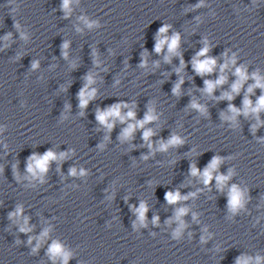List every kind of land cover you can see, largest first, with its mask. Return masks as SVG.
Here are the masks:
<instances>
[{
    "label": "clouds",
    "instance_id": "obj_1",
    "mask_svg": "<svg viewBox=\"0 0 264 264\" xmlns=\"http://www.w3.org/2000/svg\"><path fill=\"white\" fill-rule=\"evenodd\" d=\"M68 4H69V0H64L63 3V7L65 9L68 8ZM160 33H164L167 31V26L160 28ZM178 41H179V36H174L170 41H168V39L165 37L164 39H160L158 41V43L155 46V51L157 53H159L161 51V49L163 48V46L165 45V43L168 44V50L170 53H174L177 46H178ZM64 47H67V44L64 45ZM208 52V48L205 47L203 48L199 53H197V56H204L206 53ZM167 59V57H166ZM232 63H235V60L233 59L231 61ZM216 64L215 59H204L203 61L200 60H195L193 67L195 69V71L198 74H204V73H211L213 71V68ZM35 66V65H34ZM228 66V64H225L221 67V71L223 72L224 68H226ZM236 75L239 77V79L237 80V82L233 85V91L234 92H238L242 83L248 78L245 74V71L242 68H237L236 69ZM225 81V77L221 76L219 80H217L215 82V84L211 81H205L206 84V91H208L209 93L212 92L213 88L218 85V84H222ZM91 77H89V83H91ZM179 85H177V88L174 89L173 91H177ZM253 87H261L264 88V84H261L260 82V78L256 77V84L249 87L248 91L251 92ZM85 90H81L80 92V98H81V107H84L87 105L88 100L85 99ZM95 95V90H93L92 92L87 93V97L91 98ZM227 95V94H226ZM228 99H232V97L229 95ZM244 105H245V113L247 114L248 111H252V112H258L259 110H261L262 108H264V96H261L257 102V105L255 108L251 107V101L247 99V97L244 100ZM123 106H127V105H123ZM193 107H199V105L193 104ZM231 107V106H230ZM120 108L121 105L117 104L113 107H111L109 110L105 111V112H101L97 115V119L103 123L106 124L107 127L109 129H111L113 127L112 124L108 123V118L109 117H113V118H119L121 121H124L127 118H134V113L132 111H129L127 113V117L122 116L120 113ZM231 110L233 112H236V109L233 107L231 108ZM156 119L155 116H153L151 114V112H149V114H147L144 118V120L142 121H138L137 124H129L128 127L124 130L123 136L129 137L132 132L134 131L135 128L137 127H143L144 124L148 123L149 121H152ZM152 135V131L151 130H147L143 133V138L145 140H147L150 136ZM183 141L180 140L178 137L173 136L169 141L168 144L171 145H179L182 144ZM168 147V145L162 144L161 145V149H166ZM63 156V154H61ZM57 159L56 154L52 151H47L43 156H35L33 155L30 158V163L28 164V171L30 173L33 174V176L37 175V174H43L45 172H47L48 170V165L49 162L52 160ZM219 163V159L218 158H214L212 160V163L205 169V171L203 172V178H204V183L207 185L211 180H212V170L215 169L217 167ZM72 175L76 174V170L73 168L70 170ZM192 174L196 175L197 174V169L193 166L192 169ZM81 175L84 174L83 170H81ZM229 179L228 176H224V175H218L216 177V181L217 184L220 186H223V184ZM194 195V194H193ZM165 199L169 202V203H174L177 200L180 199H187V197H181L179 192H176L175 194H173L172 192H166L165 193ZM229 204L231 206V208L233 210H235L237 207L242 206V193L239 191V189L233 185L230 191V200H229ZM146 208L145 205L143 203H141L140 208L138 209V212L140 214V218L141 220H143L144 217V213L146 212ZM21 209H17V212L14 213V215H19ZM187 209H180L179 213H178V217L179 215H182L184 212H186ZM25 223H27V221L25 220ZM28 229L26 228H21V231H27ZM45 235L47 234L46 232L44 233ZM50 252L53 254V256L57 255V254H62L61 252V246L58 243H53V245L50 248ZM64 255V260H65V264L67 261V255ZM241 264H247L246 261H242Z\"/></svg>",
    "mask_w": 264,
    "mask_h": 264
}]
</instances>
